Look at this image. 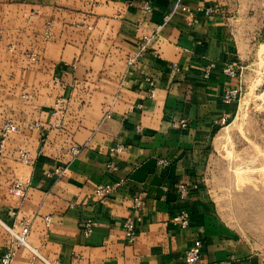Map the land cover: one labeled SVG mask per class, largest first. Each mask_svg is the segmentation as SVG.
I'll use <instances>...</instances> for the list:
<instances>
[{
  "label": "crops",
  "instance_id": "obj_1",
  "mask_svg": "<svg viewBox=\"0 0 264 264\" xmlns=\"http://www.w3.org/2000/svg\"><path fill=\"white\" fill-rule=\"evenodd\" d=\"M256 3L0 0V150L4 125L19 128L0 160V264L10 250L13 264H46L34 262L8 230L25 220L31 246L61 264H186L197 240L201 264H264L205 181L217 173L216 161L243 155L233 128L218 122L239 109L225 102L227 90H244L249 69L262 61L264 12ZM182 6L193 10V25ZM210 6L220 11L200 10ZM147 38L153 40L143 53ZM175 63L180 72L172 77ZM211 63L217 67L206 77ZM231 64L244 69L242 77L223 71ZM117 145L127 150L112 156ZM22 151L32 155L31 165L20 161ZM112 158L115 172L107 169ZM162 159L170 165L161 166ZM16 182L25 197L11 192ZM184 183L192 186L188 199L178 193ZM102 184L117 187L100 199ZM140 194L145 206L130 243L125 222ZM184 210L191 216L186 229L173 222ZM86 219L98 223L90 236L82 230Z\"/></svg>",
  "mask_w": 264,
  "mask_h": 264
},
{
  "label": "rangeland",
  "instance_id": "obj_2",
  "mask_svg": "<svg viewBox=\"0 0 264 264\" xmlns=\"http://www.w3.org/2000/svg\"><path fill=\"white\" fill-rule=\"evenodd\" d=\"M264 12V0H254ZM261 63L251 67V82L238 102L229 123L237 141V158L214 163L217 173L206 176V184L223 217L253 245L264 263V48Z\"/></svg>",
  "mask_w": 264,
  "mask_h": 264
},
{
  "label": "built area",
  "instance_id": "obj_3",
  "mask_svg": "<svg viewBox=\"0 0 264 264\" xmlns=\"http://www.w3.org/2000/svg\"><path fill=\"white\" fill-rule=\"evenodd\" d=\"M152 6L150 4L145 5V10L147 12H152ZM182 11L187 14V22L189 25H193L196 22V19L194 18V12L193 10L188 6H182ZM206 16H212L214 14H217L220 10L216 6H210L200 9ZM169 19V18H168ZM50 26L48 27L47 35L50 36ZM153 38H147L146 42L142 44V52H146L149 48L150 43L152 42ZM136 61V58L130 59V65H132ZM217 67L216 63H211L210 66L207 69L206 77H209L210 72ZM223 71L230 75L231 77H242L244 69L237 64H231L227 65L223 68ZM180 72V66L179 64L175 63L171 67V76L176 77L178 76ZM151 86L154 88L151 91V96L154 97L156 93V83L154 81L150 82ZM243 86L240 84L239 86H236L234 88H231L227 90L224 100L226 103H232V102H239L243 96ZM233 120V118L230 115H227L226 117L222 118L218 124L222 127L228 126L229 123ZM187 121H182L181 126L187 127ZM34 127H40L39 124H36ZM18 126L12 122H8L4 125L2 130V141H1V150H0V160L3 158V152L5 148V144L10 137V135L14 132L18 131ZM127 148L122 145H117L116 147L112 148L111 153L112 156L116 155L119 156L123 153H125ZM72 152L75 155H78L81 153V148L74 147L72 149ZM19 159L22 163L31 165L33 163L32 155L29 152L22 151L20 152ZM115 158H112L111 161L107 164V169L111 172H115L118 170V165L115 162ZM160 165L167 167L170 165V161L166 159L160 160ZM65 170L62 168H57L55 170V173L59 176L63 175ZM117 185L113 184H102L99 185L96 190L95 194L98 198L104 199L109 196H111L115 190ZM192 186L188 183L180 184L178 186V193L180 194L182 199H188L190 195V190ZM11 192L18 196V197H25L26 196V190L25 186L22 182H16L11 187ZM145 206V200L144 195L140 194L134 198L133 201V214L127 218L125 222V229L126 234L128 237V240L130 243H134L138 237V229L139 224L141 222L140 213L144 209ZM13 215H16L15 213H12ZM51 217H47L46 221L47 224H50ZM173 222L178 225L181 228H188L191 224V216L188 211L184 210L181 213H179L175 218H173ZM98 227V223L93 219H86L82 222V230L87 235L90 236L94 230ZM8 230L14 240L16 241V244L18 247H26L32 252V260L34 262L42 261L46 264H61L60 262H52L45 258L37 249L33 248L29 242V235L32 231V225L29 221L25 220L22 221L18 226L16 227H8ZM204 255V245L201 240H197L194 245L187 250L185 253V263L186 264H201L202 259ZM15 256V251L10 250L8 251L1 260V264H13Z\"/></svg>",
  "mask_w": 264,
  "mask_h": 264
}]
</instances>
